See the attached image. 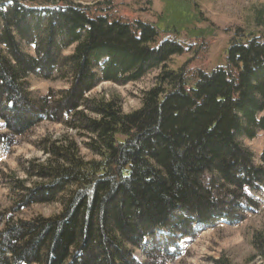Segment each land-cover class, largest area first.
<instances>
[{
  "label": "trees",
  "instance_id": "16d2710c",
  "mask_svg": "<svg viewBox=\"0 0 264 264\" xmlns=\"http://www.w3.org/2000/svg\"><path fill=\"white\" fill-rule=\"evenodd\" d=\"M258 38L234 35L225 67L198 72L188 87L182 70L168 69L188 47L161 40L154 25L68 0H0V145L47 121L76 130L96 156L82 158L71 138L40 143L47 159L26 170L37 183L15 182V206L0 214V264H168L194 224L245 219L257 207L245 188L264 186V150L257 166L240 142L264 132ZM155 70L131 113L113 97L90 96L103 82L124 86ZM31 77L66 87L36 96ZM53 203L61 208L54 216L13 217ZM252 241L264 262V234Z\"/></svg>",
  "mask_w": 264,
  "mask_h": 264
},
{
  "label": "rangeland",
  "instance_id": "374dc122",
  "mask_svg": "<svg viewBox=\"0 0 264 264\" xmlns=\"http://www.w3.org/2000/svg\"><path fill=\"white\" fill-rule=\"evenodd\" d=\"M83 6L95 7L111 18L133 22L142 21L156 26L160 39L174 38L188 47L186 54L175 56L168 63L170 70H182L185 84L191 87L198 72L209 73L217 67H225L226 50L234 35H257L264 41V0H68ZM67 50L64 54H69ZM158 70L152 71L137 82L124 86L108 82L99 84L91 97L117 99L123 113H131L141 106L142 94L154 84ZM29 91L45 95L49 88L66 87L62 82H51L31 77ZM264 115V112L262 113ZM7 129L0 120V134ZM71 138L77 143L79 155L85 160L95 158L85 147V137L59 123L42 122L18 139L11 147L0 145V214H9L15 204L12 201L15 182H24L27 188L37 183L27 176V167L33 162L42 164L47 159L40 143L44 140L61 141ZM241 144L252 154L254 165L260 166L259 156L264 150V132L254 139L240 138ZM205 177L204 183H207ZM259 184V183H258ZM19 189V188H18ZM20 190V189H19ZM17 190L15 193L21 192ZM245 194L257 202L248 208L246 218L236 223L218 220L210 224H194L195 235L178 241L179 255L168 264H264L253 248V235L264 234V186L245 188ZM216 196V193H215ZM217 198V196H216ZM244 202V199L240 200ZM60 205L37 204L14 212V219H30L35 216L51 217L59 213ZM134 258L147 262L142 250H135Z\"/></svg>",
  "mask_w": 264,
  "mask_h": 264
}]
</instances>
